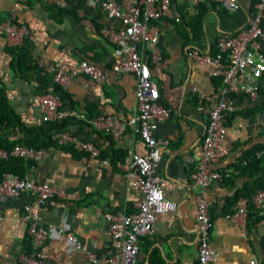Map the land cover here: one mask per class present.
I'll list each match as a JSON object with an SVG mask.
<instances>
[{"label": "crops", "instance_id": "obj_1", "mask_svg": "<svg viewBox=\"0 0 264 264\" xmlns=\"http://www.w3.org/2000/svg\"><path fill=\"white\" fill-rule=\"evenodd\" d=\"M116 1L123 10H129L132 2ZM237 2L233 11L203 3L196 14H191L186 2L173 0L171 7L177 21L162 17L152 20L158 29L156 47L161 58L148 62L150 76L157 84L158 102L169 109V117L158 122L153 132L157 138L167 140L160 150L157 171L163 194L175 202V207L159 213L152 234L139 238L135 264H195L198 188L190 182L189 173L198 157L206 121V116L194 109L195 92L209 94L217 88V78L203 75L202 69L188 59L187 51L197 47L204 53H213L218 35L242 30L253 0ZM101 10L97 0H66L62 9L46 0H0V22L13 16L15 22L22 23L38 39L36 43L30 41L34 63L22 77L9 67L10 57L4 51L5 47L20 43L5 38L0 31V86L7 104L23 125L41 124L36 96L47 87L39 88V82L53 84L57 63L67 59V77L58 87L66 94L62 107L72 110L77 118L68 128L77 138L92 142L103 154L81 158L57 148L42 149L25 176L47 181L64 194L37 203L33 196L23 192L2 203L0 264H22L20 255L29 240L22 219L25 203L38 208L44 223L62 225L82 243V249H73L62 235H49L40 246L46 264H92L85 251L103 259L117 245L108 233L105 214L112 211L130 214L137 209L138 194L129 186L125 166L130 153L142 155L145 147L129 128L121 137L122 147L116 146L106 133L92 134L90 130L89 120L94 117L110 114L126 121L135 109V77L110 70L112 46L99 34L103 26L119 29L120 22L106 18ZM260 25L264 28V17ZM80 59L106 71L105 81L96 84L82 74L72 73ZM255 100L245 96L227 98L234 115L226 123V142L250 141L251 145L264 139V115L237 114ZM0 135L11 143L22 136L17 130L8 129L0 131ZM237 157L233 146L217 167L231 169L228 165ZM231 177L224 183L209 182L203 189L215 199L231 197L246 180L234 173ZM210 217L213 264H249L251 258L264 264V218L247 223L245 215L232 214L231 205L217 204L211 205Z\"/></svg>", "mask_w": 264, "mask_h": 264}, {"label": "built area", "instance_id": "obj_2", "mask_svg": "<svg viewBox=\"0 0 264 264\" xmlns=\"http://www.w3.org/2000/svg\"><path fill=\"white\" fill-rule=\"evenodd\" d=\"M22 1V0H19ZM58 9L66 5V0H46ZM106 18L116 19L120 28L115 30L103 26L100 36L112 46L110 70L114 73L133 75L134 113L129 119L106 114L89 120L94 130L108 134L118 147L123 146L122 135L126 128L137 135L145 147L142 155L130 153L125 166V176L129 186L138 194L137 209L134 213L125 214L122 211H112L105 214L108 220V233L117 241L103 259L94 257L88 251L85 254L92 264H135L139 238L151 235L157 215L172 210L175 202L164 196L160 186V176L157 163L160 160V150L167 144L164 138H157L154 129L157 123L169 117V109L158 102L157 84L151 79L149 61L160 60L156 43L158 29L152 24L157 18H168L177 21L171 7L173 0H132L129 10H123L116 0H97ZM190 6L191 14L198 12L199 4L212 3L228 11L238 7L237 0H181ZM264 17V0H253L252 11L248 14L246 25L242 30L223 33L217 36L214 53H204L197 47L187 51V57L199 66L202 74L222 79L218 88L206 95L195 92L196 112L206 116L202 138L198 146V157L189 173L190 182L198 189L195 193L196 207V256L195 264H213L214 255L210 247L209 230L211 225V205L223 206L224 197L215 199L203 189L209 182H222L231 174L230 168L217 167L219 162L232 150V143L226 142L228 131L226 116L233 112V107L227 101L230 93L241 94L250 100L258 97L259 90L264 88V28L260 22ZM0 31L5 38L21 43L26 36L32 42H38L36 36L30 34L20 22H15L13 16L0 22ZM145 49L147 51H145ZM67 59H61L56 67L53 78L54 85L64 84ZM86 76L96 84L106 79V71L96 64L80 59L74 65L72 73ZM37 107L41 121L60 122L67 117H75L70 109L61 108L58 96L49 88H45L36 96ZM58 144H71L85 152L81 158H95L99 149L90 141L81 140L73 133L62 131L53 136ZM42 149L14 144L10 149L0 147V159L8 156H20L31 161L36 160ZM26 192L33 196L37 203H43L54 196H62L64 191L47 181L34 180L27 176L12 173H2L0 177V216L1 206L10 197H17ZM249 201L254 207L264 208V188L257 189L248 198L240 195L232 204V214L245 215ZM22 219L26 223V233L29 237V249L22 251V264H46L41 256L40 246L49 235H62L73 249H82V243L72 231H67L62 225L46 224L42 221L38 208L32 204H23ZM249 264H260L251 258Z\"/></svg>", "mask_w": 264, "mask_h": 264}, {"label": "trees", "instance_id": "obj_3", "mask_svg": "<svg viewBox=\"0 0 264 264\" xmlns=\"http://www.w3.org/2000/svg\"><path fill=\"white\" fill-rule=\"evenodd\" d=\"M201 4H199V6ZM4 51L10 57L9 67L13 71L19 73L22 77H25L26 73L32 69V63H34V59L31 55L30 40L26 36H23L22 41L19 45L7 46L4 48ZM39 83V88L41 89L44 85L47 88L50 87V89L58 96L61 108H63L62 105L64 99L66 98V94L57 85H48L46 83H42V81H40ZM221 84L222 79L220 76H218L215 86L218 88V86H220ZM241 96V94L233 93L227 95L228 98H240ZM241 109L243 110L239 111L237 114L242 116L251 114L264 115V88H261L259 90L257 99L250 106ZM229 115H227L225 118L226 123L230 121V117L234 115V111L230 112ZM75 119L77 118L67 117V119L60 122L51 123L49 121H42L41 124L37 126H25L20 121L18 115H16L11 107L7 104L4 90L0 86V131H2L3 129L14 131L17 130L22 135L12 143L5 140L0 135V147L2 148L10 149L14 144L17 143L35 149L57 148L66 152H70L74 156L82 157L86 155L85 152L76 150L73 145L69 143L60 145L53 139V136L59 132L67 130L71 132L68 128V124L72 123ZM89 127L91 126L89 125ZM90 130L92 134L103 132L94 130L92 128H90ZM106 135L108 138L110 137L108 134ZM262 135H264V132H262ZM249 142L250 141L232 143V146H234V148L237 150L238 157L236 158V160H234V162L228 165L231 167L232 171L228 177L223 179L222 183L230 181L232 178V173H234V175L244 177L246 180L233 191L231 197H224L225 206H232L236 198L240 195H245L249 198L250 195L257 189L264 188V139H258L251 145H249ZM101 151L102 150L99 149L98 157L103 155L101 154ZM31 165V160L25 159L20 156H8L6 159H0V177L1 174L5 172L16 174L20 177L25 176L27 174V169ZM263 218L264 208H256L254 207L253 203L249 201L245 213L246 222L253 223ZM28 249L29 240L27 244L24 245V248L22 250L27 251Z\"/></svg>", "mask_w": 264, "mask_h": 264}]
</instances>
